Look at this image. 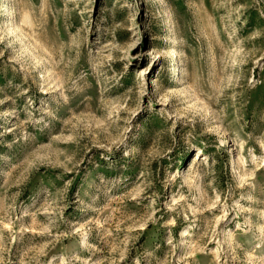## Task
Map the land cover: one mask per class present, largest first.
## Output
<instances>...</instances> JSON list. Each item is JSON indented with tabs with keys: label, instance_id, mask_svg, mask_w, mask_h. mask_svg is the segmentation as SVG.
Segmentation results:
<instances>
[{
	"label": "rangeland",
	"instance_id": "rangeland-1",
	"mask_svg": "<svg viewBox=\"0 0 264 264\" xmlns=\"http://www.w3.org/2000/svg\"><path fill=\"white\" fill-rule=\"evenodd\" d=\"M0 264H264V0H0Z\"/></svg>",
	"mask_w": 264,
	"mask_h": 264
}]
</instances>
